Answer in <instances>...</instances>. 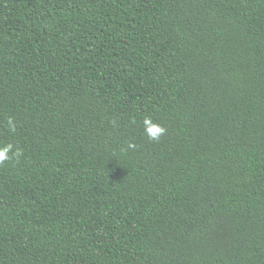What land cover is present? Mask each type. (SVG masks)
<instances>
[{
  "label": "trees",
  "instance_id": "1",
  "mask_svg": "<svg viewBox=\"0 0 264 264\" xmlns=\"http://www.w3.org/2000/svg\"><path fill=\"white\" fill-rule=\"evenodd\" d=\"M9 143L0 264H264V0H0Z\"/></svg>",
  "mask_w": 264,
  "mask_h": 264
},
{
  "label": "clouds",
  "instance_id": "2",
  "mask_svg": "<svg viewBox=\"0 0 264 264\" xmlns=\"http://www.w3.org/2000/svg\"><path fill=\"white\" fill-rule=\"evenodd\" d=\"M144 135L147 137L149 141L159 142L161 138L166 134L167 129L162 125L154 122L150 117H144L142 121ZM8 126L10 131L16 130V124L14 123L12 118L8 119ZM130 147H134V145H129ZM13 145L6 144L4 146H0V165H3L5 162L10 161L13 158H18L21 155V151L16 149L14 152L12 151ZM11 153V155H10Z\"/></svg>",
  "mask_w": 264,
  "mask_h": 264
}]
</instances>
